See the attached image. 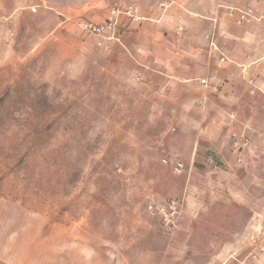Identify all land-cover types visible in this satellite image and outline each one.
Returning <instances> with one entry per match:
<instances>
[{
	"label": "rangeland",
	"instance_id": "rangeland-1",
	"mask_svg": "<svg viewBox=\"0 0 264 264\" xmlns=\"http://www.w3.org/2000/svg\"><path fill=\"white\" fill-rule=\"evenodd\" d=\"M140 1L0 0L1 262L160 261L148 206L180 190L168 162L197 115L129 105L141 95L104 72L108 40L81 27Z\"/></svg>",
	"mask_w": 264,
	"mask_h": 264
},
{
	"label": "crops",
	"instance_id": "crops-1",
	"mask_svg": "<svg viewBox=\"0 0 264 264\" xmlns=\"http://www.w3.org/2000/svg\"><path fill=\"white\" fill-rule=\"evenodd\" d=\"M137 4L143 19L122 15L117 39L101 41L111 63L104 72L121 83L118 90L141 95L129 105L179 106L197 115L168 162L183 165L174 177L181 187L173 198L183 202L179 225L172 233L156 219L148 225L159 243L156 264H254L252 254L264 250V0ZM248 7L252 22L229 18V9ZM234 133L250 139L240 154L232 151Z\"/></svg>",
	"mask_w": 264,
	"mask_h": 264
},
{
	"label": "built area",
	"instance_id": "built-area-1",
	"mask_svg": "<svg viewBox=\"0 0 264 264\" xmlns=\"http://www.w3.org/2000/svg\"><path fill=\"white\" fill-rule=\"evenodd\" d=\"M174 0H163L159 2V6L166 9L170 6ZM122 15H125L132 22H140L143 18L139 14V6L137 3H132L126 7L112 8L106 20L100 24L93 23H81L82 29L89 35L99 36L108 41L117 39L116 28L119 23V19ZM228 16L234 19L237 24H248L255 19V11L248 7L244 10L231 8L228 11ZM226 61L225 57L220 59V63ZM202 84L208 85L207 79L201 81ZM213 91H217V87H212ZM231 147L234 153L240 154L250 146V139L245 135L234 133L231 137ZM167 163V161H164ZM213 161L210 160V164ZM183 168L181 162H176L174 165L175 172H180ZM183 202L179 199H168L160 203H153L148 206V212L152 217H155L159 222L162 231L166 233H172L179 225L180 217L182 214Z\"/></svg>",
	"mask_w": 264,
	"mask_h": 264
}]
</instances>
